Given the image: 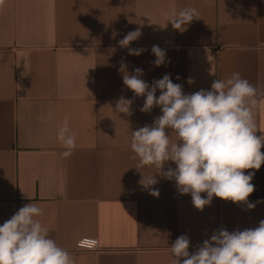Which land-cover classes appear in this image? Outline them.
Masks as SVG:
<instances>
[{"label": "crops", "instance_id": "obj_1", "mask_svg": "<svg viewBox=\"0 0 264 264\" xmlns=\"http://www.w3.org/2000/svg\"><path fill=\"white\" fill-rule=\"evenodd\" d=\"M186 7L197 9L200 19L181 33L168 20ZM136 29L142 35L130 47L147 49L138 56L118 43ZM153 45L166 51L162 66L153 64ZM122 65L130 74L143 69L149 85L170 74L186 94L239 73L257 88L256 134H264V0H4L0 225L25 204H37L44 211L38 219L76 264H172L170 247L180 235L190 238L192 253L221 227L258 226L264 220V202L256 203L264 201V164L245 170L255 172L251 210L218 197L198 210L174 180L160 176L158 198L143 189L131 132L162 112L140 111L145 98H134L123 84ZM121 97L134 99L131 116L115 111ZM50 107L55 115L45 124ZM65 117L77 144L67 159L56 139ZM169 166L176 167L168 162L165 170ZM83 236L98 238L100 249L76 250Z\"/></svg>", "mask_w": 264, "mask_h": 264}, {"label": "clouds", "instance_id": "obj_2", "mask_svg": "<svg viewBox=\"0 0 264 264\" xmlns=\"http://www.w3.org/2000/svg\"><path fill=\"white\" fill-rule=\"evenodd\" d=\"M3 3L4 0H0V5ZM194 19H200L199 11L186 7L173 10L168 21L173 29L182 33ZM141 35L140 29L130 31L118 43L128 49L129 55L138 56L147 49L131 48L130 44ZM151 52L156 57L154 66L166 63L164 49L153 45ZM120 71L123 84L132 90L134 98H145L141 112L151 113L154 107L162 112L152 124L131 132L132 158L137 160L135 169L141 173L138 183L145 191L158 198L159 190L154 186L159 182L156 177L160 176L174 180L177 191L190 195L193 206L201 211L210 206L213 197L243 203L248 210L264 202L249 201L255 191L252 183L255 172L245 174V170H259L264 164L261 152L264 134H256L259 129L254 110L259 101L254 85L234 73L226 81L213 80L210 90L186 94L181 84L173 83L170 74L149 85L141 78V68L130 74L126 65H122ZM187 83L191 85L194 81L189 78ZM133 102L134 99L121 97L115 111L131 116ZM54 115L50 107L43 122H51ZM56 139L65 149L60 156L69 158L77 144L68 117L56 128ZM168 162L176 167L169 166L165 170ZM145 167L155 171L146 175L141 171ZM43 215L41 207L29 203L0 225V264H76L73 255L56 243L49 227L38 219ZM189 247L190 238L180 235L170 247L174 257L172 264H264V220L255 228L232 232L221 227L194 252L190 253Z\"/></svg>", "mask_w": 264, "mask_h": 264}, {"label": "built area", "instance_id": "obj_3", "mask_svg": "<svg viewBox=\"0 0 264 264\" xmlns=\"http://www.w3.org/2000/svg\"><path fill=\"white\" fill-rule=\"evenodd\" d=\"M200 89H206L210 90L211 87H200L197 89L199 91ZM99 239L96 237L91 236H83L79 238L76 244V250H99Z\"/></svg>", "mask_w": 264, "mask_h": 264}]
</instances>
